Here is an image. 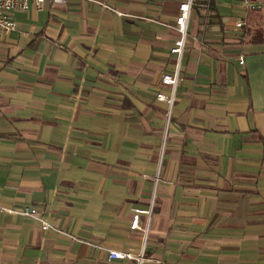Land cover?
Here are the masks:
<instances>
[{"label": "crops", "instance_id": "0c3cea01", "mask_svg": "<svg viewBox=\"0 0 264 264\" xmlns=\"http://www.w3.org/2000/svg\"><path fill=\"white\" fill-rule=\"evenodd\" d=\"M46 0L0 35V264H264V0ZM106 6V7H105ZM241 22L240 26H236ZM239 56L243 63L239 64ZM156 179V181H155Z\"/></svg>", "mask_w": 264, "mask_h": 264}, {"label": "built area", "instance_id": "2783aa9c", "mask_svg": "<svg viewBox=\"0 0 264 264\" xmlns=\"http://www.w3.org/2000/svg\"><path fill=\"white\" fill-rule=\"evenodd\" d=\"M46 0H0V35L6 34L13 30L16 26L15 21L12 19V13L15 10H40ZM52 2H61L62 0H51ZM245 6H253L252 0H241ZM177 13L174 17V27L178 32V37L170 47V52L175 56V63L173 71L170 73H162L160 77V83L169 87L168 94L158 92L156 94L157 100L164 101L169 109L166 114L167 122L170 116V109L172 108L175 100V89L178 80L180 79V64L182 54L187 45L188 38V22L191 15V10L194 4V0H176ZM106 7V6H105ZM241 22H238L236 26H240ZM239 64L243 63V56H239ZM156 181V179H155ZM5 212L20 214L25 217H29L39 222L42 230H46L50 227L48 221L44 218L42 212L33 206H25L20 210L12 209L11 207H1ZM153 209V195L146 208H134L130 217L129 227L131 229H139L142 233L143 244L142 248L137 253L128 252L116 248H107L101 244H95V246L103 250L106 254L107 260L112 259H133L137 264H142L147 258L143 253V245L148 234V224L150 215Z\"/></svg>", "mask_w": 264, "mask_h": 264}]
</instances>
